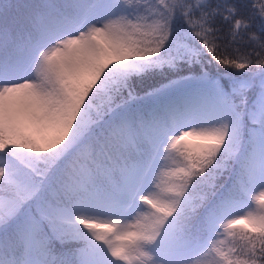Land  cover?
I'll use <instances>...</instances> for the list:
<instances>
[{"label": "snow or ice", "instance_id": "obj_1", "mask_svg": "<svg viewBox=\"0 0 264 264\" xmlns=\"http://www.w3.org/2000/svg\"><path fill=\"white\" fill-rule=\"evenodd\" d=\"M0 264H264V0H0Z\"/></svg>", "mask_w": 264, "mask_h": 264}]
</instances>
